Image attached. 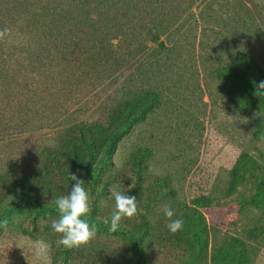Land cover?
Masks as SVG:
<instances>
[{
	"label": "rangeland",
	"instance_id": "1",
	"mask_svg": "<svg viewBox=\"0 0 264 264\" xmlns=\"http://www.w3.org/2000/svg\"><path fill=\"white\" fill-rule=\"evenodd\" d=\"M236 1H199L180 18L184 27L174 42L185 46L186 76L197 74L201 88L193 76L181 98L171 95L134 126L112 165L82 180L88 219L97 225L88 244L68 250L52 230L59 217L50 209L71 190V176L55 175L50 189L49 181L42 188L33 182L42 177L46 155L67 141L60 138L72 137L69 123L0 134V180L26 173L37 187L1 203L0 186V264H264V104H248L246 86L216 74L238 48L264 69V0H241L243 8ZM103 111L95 108L75 121L102 120ZM19 179L9 181L13 188ZM113 189L135 196L138 206L117 233L104 224L115 208ZM201 199L214 202L204 206ZM165 205L184 222L176 234L168 231ZM39 239L49 247L38 259L32 242Z\"/></svg>",
	"mask_w": 264,
	"mask_h": 264
},
{
	"label": "trees",
	"instance_id": "2",
	"mask_svg": "<svg viewBox=\"0 0 264 264\" xmlns=\"http://www.w3.org/2000/svg\"><path fill=\"white\" fill-rule=\"evenodd\" d=\"M199 1L0 0V134L35 133L56 121L69 123L72 133L44 158L37 187L49 181L50 189L55 175L84 180L104 171L137 123L171 95L181 98L193 76L201 88L197 74L186 76L185 46L174 42L180 18ZM216 74L246 86L248 104H264L257 81L264 69L242 48ZM103 107L102 120L75 121ZM24 174L3 176L1 203L37 188ZM19 177L16 191L9 181Z\"/></svg>",
	"mask_w": 264,
	"mask_h": 264
},
{
	"label": "clouds",
	"instance_id": "3",
	"mask_svg": "<svg viewBox=\"0 0 264 264\" xmlns=\"http://www.w3.org/2000/svg\"><path fill=\"white\" fill-rule=\"evenodd\" d=\"M259 89H264V81L260 82ZM71 180L75 183L68 194L58 196L53 201L59 219L52 224V230L59 234L57 243L68 250L88 244L97 235V225L90 223L88 219L91 207L85 183L74 174H71ZM110 195L115 202V208L110 221L105 219L104 224L108 226L109 233H117L122 220L137 215V198L115 189L111 190ZM163 211L170 221L167 224L168 231L176 234L182 230L184 222L179 218L173 219L174 210L165 205ZM48 247L43 239L32 242L33 253L38 259L46 256Z\"/></svg>",
	"mask_w": 264,
	"mask_h": 264
}]
</instances>
